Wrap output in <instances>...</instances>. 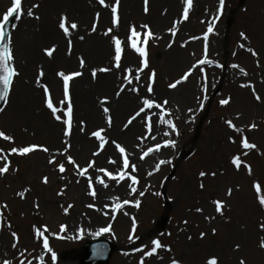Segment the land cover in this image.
I'll return each mask as SVG.
<instances>
[{
	"label": "rangeland",
	"instance_id": "obj_1",
	"mask_svg": "<svg viewBox=\"0 0 264 264\" xmlns=\"http://www.w3.org/2000/svg\"><path fill=\"white\" fill-rule=\"evenodd\" d=\"M238 1L0 0V26L18 11L0 264H77L60 254L101 239L121 249L108 264H264V0ZM78 81L98 110L74 101ZM88 181L109 194L103 219Z\"/></svg>",
	"mask_w": 264,
	"mask_h": 264
},
{
	"label": "bare ground",
	"instance_id": "obj_2",
	"mask_svg": "<svg viewBox=\"0 0 264 264\" xmlns=\"http://www.w3.org/2000/svg\"><path fill=\"white\" fill-rule=\"evenodd\" d=\"M17 32H20V28L17 30ZM81 81H78V86H76L77 88H75V92L72 94L74 101L77 102L78 104H82V105H92L94 107V109L98 110V107H95V104L93 102L90 101V96L89 94L85 93V90L80 86ZM150 107L148 110L145 109V104H143L141 106V108H139L135 115H132V120L133 122H136L135 124H130L129 126L132 127V131L135 133V131L137 132L136 135H134L133 140H135V142H137V144H141L142 142H144V139L146 137H150L153 134V128L155 125L154 123V114H155V105L153 103V105L151 103ZM102 106H107V103L103 102L101 103ZM75 119V118H74ZM141 120L142 122L138 123V121ZM144 122V126H140V124H142ZM132 123V122H131ZM142 127V128H141ZM143 129V130H142ZM142 147V146H141ZM149 149H144L142 151V155H146L149 152ZM132 153V152H131ZM134 155V159L136 157V160L140 163H142V160L140 158H138V156L136 154H134V152L132 153ZM138 158V159H137ZM116 162L115 160L112 161ZM117 164V162H116ZM116 167V165H115ZM120 175V174H119ZM73 176L77 178V186L82 182V178L77 176L75 173H73ZM113 179L117 180V176H115V174L112 175ZM84 185V182H83ZM87 189H89L92 193V195L95 196V200L97 202H100L99 204H97V207L94 208L95 210V217L94 219H103L108 215L107 212V208H105L103 206L102 203L106 202L109 197H108V193H106L103 189V187L101 185H96V187H94V183H91L90 181L85 183ZM84 199V196L80 197V200L82 201ZM127 205H129V202L126 203ZM79 233H81V230L78 231Z\"/></svg>",
	"mask_w": 264,
	"mask_h": 264
},
{
	"label": "water",
	"instance_id": "obj_3",
	"mask_svg": "<svg viewBox=\"0 0 264 264\" xmlns=\"http://www.w3.org/2000/svg\"><path fill=\"white\" fill-rule=\"evenodd\" d=\"M242 4L240 0L239 5ZM16 16V11H12L9 18L4 22L1 29L0 40V108H2L10 84L12 72L8 65L7 56V43L9 39V32L12 26V22ZM167 214H165L162 222L160 223L158 230H161L166 222ZM115 251V248L108 241L89 242L82 248V258L79 264H107L111 254ZM71 254L62 255V257L69 258ZM76 256L73 257L75 259Z\"/></svg>",
	"mask_w": 264,
	"mask_h": 264
}]
</instances>
